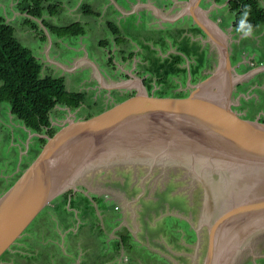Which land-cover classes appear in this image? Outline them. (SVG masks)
I'll return each mask as SVG.
<instances>
[{"label":"rangeland","instance_id":"1","mask_svg":"<svg viewBox=\"0 0 264 264\" xmlns=\"http://www.w3.org/2000/svg\"><path fill=\"white\" fill-rule=\"evenodd\" d=\"M18 1L0 0V17L13 27L14 37L40 63L41 75L60 76L66 91L85 93L78 108L60 106L49 113L53 133L68 120L85 119L119 99L115 98V94L126 88L109 90L102 83L109 84V74L113 72L117 73L114 76L117 81L136 78L142 85L145 84L146 91L158 89L153 96L173 97L196 83V78L202 77L196 75L199 65L195 63V57L202 62V57L210 54L211 70L216 64L212 44L203 46V42L183 41L187 32L185 27H180L182 23L197 29L192 20L189 24L186 17L172 24H153L144 15H152L151 10L145 7L120 20L117 12L112 15L114 10L110 0H48V3L57 5V13L47 16V23L56 27L71 23L83 26V36L57 38L47 33L39 20L29 19L36 30L22 25L26 18ZM115 1L121 5L125 3L124 0ZM128 1L134 6L158 5L150 0ZM256 1L262 8L264 0ZM162 3L167 10L173 6L170 0L160 1ZM81 6H88L90 13L81 12ZM199 8L208 10V19L222 32L228 29L230 66L235 76L244 77L235 84L238 86L231 93L232 110L246 120L261 122L264 120V69L254 71L264 67V24L254 28L252 37L241 39L231 26L232 15L223 5V0H201ZM176 11L178 8L173 9L171 14ZM106 22L118 28L125 47L123 54L138 58L140 55L136 49L141 50L143 46L150 48L144 68L138 70V64L128 59L127 54L122 56L126 61L121 59L114 46L120 42L111 39ZM192 33L196 35L195 31ZM201 35L205 39L200 32ZM99 41L101 44H98ZM204 43L208 42L204 40ZM184 47H187V52ZM156 48L162 51V57L158 50H152ZM173 58H178L177 62L172 63ZM77 62L74 72L66 69ZM122 81L114 83L121 84ZM137 83L138 80H135V83L128 84V90L134 92ZM32 134L9 115L7 103H0V185H11L25 168L20 167L29 164L37 155L42 145L36 138L47 136L44 132L35 134L37 137ZM210 168L188 157L160 156L149 159L113 158L77 169L65 190L44 206L0 255V264H49L50 259L36 258L32 252L36 245L40 249L48 247L51 242L47 241L48 237L55 240V235L42 236L44 229L36 232L40 218L51 219V230L60 226L57 223L70 218L71 226L78 230L76 237L84 234L87 238L76 241V254L70 258V264H203L210 234H215L214 220L222 222L223 215L226 217L229 211L217 203H214L215 208L212 206L211 191L216 182L219 181L218 185L224 182V175ZM3 192L0 191V195ZM56 206L61 208L60 218ZM79 206L81 208L74 211ZM80 217L85 219L83 225L77 223ZM63 236L61 232L59 239L55 240L60 255L66 248ZM34 240L35 246L32 243ZM232 244L229 252L220 261L217 260L218 263L212 264H264V226L243 232ZM61 262L69 264L64 258Z\"/></svg>","mask_w":264,"mask_h":264},{"label":"water","instance_id":"2","mask_svg":"<svg viewBox=\"0 0 264 264\" xmlns=\"http://www.w3.org/2000/svg\"><path fill=\"white\" fill-rule=\"evenodd\" d=\"M200 2L185 0L184 16L215 47L216 66L189 85L185 96H153L137 83L132 95L85 119L68 120L45 137L37 155L0 195V255L65 190L77 169L113 158L188 157L224 175L211 193L229 211L222 222L214 220L203 264L220 261L234 239L264 226L259 224L264 222V122L232 110L233 87L244 77L234 75L228 39Z\"/></svg>","mask_w":264,"mask_h":264},{"label":"trees","instance_id":"3","mask_svg":"<svg viewBox=\"0 0 264 264\" xmlns=\"http://www.w3.org/2000/svg\"><path fill=\"white\" fill-rule=\"evenodd\" d=\"M217 1L219 0H215ZM17 4L20 8L22 6L20 11L26 18L22 25L31 30L36 29L29 19L39 20L40 26L57 38L74 37L81 33L78 23L64 27L47 23L43 16H53L57 13V5L48 3V0H19ZM244 5L250 6L249 21L253 24V29L264 24V10L258 6L256 0H226L234 30ZM81 11L90 13L86 6H83ZM107 27L113 35H117L110 24H107ZM84 94L80 91H66L62 77L41 75L40 63L17 41L13 27L0 17V103L8 104L9 114L14 116L24 129L35 134L44 132L50 137L53 130L50 127L49 113L60 106L78 108L83 103ZM36 139L41 145L44 143V139Z\"/></svg>","mask_w":264,"mask_h":264},{"label":"crops","instance_id":"4","mask_svg":"<svg viewBox=\"0 0 264 264\" xmlns=\"http://www.w3.org/2000/svg\"><path fill=\"white\" fill-rule=\"evenodd\" d=\"M111 1V3H112V5H113V8H112V10H114V11H112V15H113V13L114 12H117L118 13V15H119V19L121 20L122 18H127V17H129L130 15H132L133 13H135V12H137L140 8H149L150 10H151V12H152V15H149V13H146V14H144V15H146L147 17H148V20H149V23H155V22H162V23H167V24H172L173 22H175V21H177V20H179V19H182V18H184V17H188V16H184L185 15V9H186V6H185V0H170L171 2H172V4H173V6H172V8L171 9H166V7H165V5H163V3L162 4H160V1H162V0H150V1H154V2H157L158 3V5H156V4H154L153 3V5H151L150 3H148L147 5H143V4H138V5H136V6H134V5H132V3L131 2H129L128 0H124V2L125 3H123L122 5L121 4H117L116 3V1L115 0H110ZM121 1V0H120ZM149 0H147V2H148ZM163 1H169V0H163ZM128 5L129 7H127V8H125L126 6ZM223 5H225V7H226V0H223ZM261 6V5H260ZM87 8H88V10L90 11V9H89V7L88 6H86ZM262 7V9L264 10V5H262L261 6ZM176 8H178V11H176L174 14H171V11L173 10V9H176ZM146 10V9H145ZM211 10V9H210ZM147 11V10H146ZM61 12V11H60ZM205 14V13H204ZM46 15L45 16H43V18H45L44 20H46ZM48 17H50V16H48ZM150 18L152 19V21L150 20ZM189 18V17H188ZM190 19V18H189ZM155 20H158V21H155ZM47 21H49V20H47ZM189 22V21H188ZM50 24V23H49ZM107 24H110V26H112L114 29H115V31L117 32V35H113L111 32H110V30L108 31L110 34H111V39L113 40H115V41H119L120 43H118L117 42V44H115L114 46H115V49L116 50H118L119 51V53L121 54V59L122 60H124L125 58L124 57H122L124 54L126 55L127 54V58L128 59H132L133 60V63L135 64H138V66L139 67H137L138 68V70H139V68H140V70L142 69V68H144L145 67V65L147 64V60H148V50L150 49V48H148L147 46H143L142 47V49L141 50H138V49H136V51H137V53H139V55L140 56H138V58H136L134 55H131V54H128V53H125L124 52V54H123V49L125 50V47H124V42L122 41L121 42V40L123 39V38H121L120 37V32H119V30H118V28H116V27H114L111 23H109V22H106V28L108 29V27H107ZM215 24V23H214ZM80 25V24H79ZM186 25H188L187 23L186 24H183L182 23V25L180 26V27H186L185 29H186V32H187V34L186 33H184L185 35H184V42L185 41H187L186 43H189V39H190V43H192V42H203L204 43V40L205 39H203L202 40V37L200 36V34L198 35V36H196V35H193V33H192V31H194V29H189L188 30V27L186 26ZM215 26L217 27V25L215 24ZM232 26V25H231ZM230 26V27H231ZM83 26H80V28H81V33L79 34L80 36H83L84 35V31H83V28H82ZM218 28V27H217ZM184 29V28H183ZM219 29V28H218ZM220 30V29H219ZM212 31V30H211ZM227 31H228V29L227 30H224V32H222L221 30L219 31V33L223 36V37H226L225 38V40L228 38L227 37ZM213 32V31H212ZM78 35V36H79ZM74 37H77V36H74ZM201 39V40H200ZM207 40V39H206ZM97 42V41H96ZM101 43V41H99L98 42V44H100ZM210 44V43H209ZM214 47V46H213ZM159 48H161L162 49V47H159ZM159 48H156V49H152V50H158L159 51ZM165 48V47H164ZM185 48V47H184ZM187 48V47H186ZM185 48V49H186ZM214 50H215V47L213 48ZM137 53H135V54H137ZM159 53H160V55H161V57H162V51H159ZM215 53H216V50H215ZM216 56H217V53H216ZM177 60H178V58H173V60L171 61L172 63H175V62H177ZM124 61H126V60H124ZM73 63H75V61L73 62ZM78 67V62H77V64L75 65H72V66H70V68H66L69 72H74L75 70H76V68ZM196 71H197V69H196ZM129 74V73H128ZM131 74V73H130ZM129 74V75H130ZM95 75L99 78L100 76H99V74H96L95 73ZM110 75V77L108 78L109 79V81H108V83L109 84H105L104 82H102L103 83V85L107 88V89H109V90H111V89H115V88H126L127 90L130 88V87H128V84H131V83H134V79L133 78H129V79H127V80H125V81H122V80H120V79H118V81H117V79L114 77V76H116L117 75V73H115V72H113L112 74H109ZM53 77V76H52ZM60 77V76H59ZM63 79V78H62ZM100 79V81H103L101 78H99ZM135 80H138V82L140 83V85H142V83L139 81V79H136L135 78ZM115 81H117V82H121L122 81V83L120 84V83H118V84H115L114 82ZM142 82H144V79H142ZM64 84V83H63ZM127 86V87H126ZM142 86H144V89H145V84L143 83V85ZM186 88V87H185ZM151 89V88H150ZM187 89V88H186ZM130 90V89H129ZM158 90V89H157ZM157 90H155V89H153V91H151V93L152 92H154V91H157ZM147 92V91H146ZM148 94H150V93H148ZM106 95V94H105ZM152 95V94H151ZM8 113H9V111H8ZM10 115V114H9ZM23 127V126H22ZM26 130V129H25ZM36 136L35 135V133H33L31 136ZM37 137V136H36ZM40 139H43V136H38ZM28 164H25V165H22L20 168H22V167H26ZM17 170H18V168H17ZM23 171V170H22ZM21 171V172H22ZM4 184H5V186H4ZM3 185H0V191H5L9 186H7L6 185V183H4ZM12 184V183H11ZM59 203H62V202H59ZM58 205V204H57ZM78 208H81V206H79V207H77V208H75L74 209V211H78ZM97 209V208H96ZM56 210H57V213H58V218H60V212H59V210H61V208H57V206H56ZM74 213H77V212H74ZM51 219L50 218H40L36 223H37V227H36V232L38 231V230H41V229H44L45 231L43 232V235L42 236H44V234H46L47 236L48 235H55L54 236V239L55 240H58L59 239V237H58V235L62 232L63 234H64V236H63V238L66 240V248H65V251H64V253L62 254V255H60L59 253H57L58 252V250H57V246H56V242H55V240L54 241H52V239H51V237H48V240L47 241H51L49 244H48V247L46 246L45 248L43 247V248H39L37 245L35 246L34 244H35V240L32 242L33 243V245L35 246L34 248H33V255H35V257L36 258H40V257H42V259H44V260H46V258H48V259H50L49 260V264H62V262L61 261H63V258L64 259H66L67 260V262H69V264H70V258H74V255L76 254V251H74L75 250V243H76V241H78V242H81V241H83V240H87V238L84 236V234H81L80 236H77L76 237V235L78 234L77 232H78V230H76V228H73V226H71L72 225V221H71V219L70 218H68L67 220H63V221H61V222H59V223H57V224H59L60 226H58V231H56L57 229L56 228H53L52 230H51V221H50ZM84 217H80V220L77 222V223H79V225H83L84 224ZM49 221V222H48ZM86 221H87V219H86ZM86 224H87V222H86ZM34 225V224H33ZM56 227V226H55ZM36 232H35V234H36ZM57 232V233H56ZM62 236V235H61ZM47 238V237H46ZM45 238V239H46ZM39 244V243H38ZM28 245H30V244H28ZM44 250H47L48 252H45ZM31 252V253H32ZM10 253H11V251H10ZM48 254V255H47ZM45 255H47V256H45ZM61 256H64L63 258H61ZM112 262V261H111Z\"/></svg>","mask_w":264,"mask_h":264},{"label":"flooded vegetation","instance_id":"5","mask_svg":"<svg viewBox=\"0 0 264 264\" xmlns=\"http://www.w3.org/2000/svg\"><path fill=\"white\" fill-rule=\"evenodd\" d=\"M208 15V14H207ZM186 18H188V17H186ZM189 19V18H188ZM191 23V19H189V24ZM194 25V24H193ZM187 27H188V30L189 29H191V27H190V25H186ZM195 26V25H194ZM185 27V26H184ZM196 27V26H195ZM186 28V27H185ZM197 28V27H196ZM193 29V28H192ZM194 31H195V34L196 35H199L200 34V30L197 28V29H194ZM202 33V32H201ZM201 37L203 38V36L201 35ZM204 39V38H203ZM201 40V39H200ZM205 40H206V37H205ZM206 42H208V40H206ZM199 43H202V42H199ZM226 43H227V45H228V40H226ZM209 44V42L206 44V43H202V45L203 46H207ZM181 49H183V48H181ZM185 50V52H187L188 50L187 49H184ZM203 59H202V62H200V61H198L197 60V57H195V63L196 64H198L199 65V68H198V70H197V72H198V74L196 73V75H198V76H201L202 75V77L200 78V79H198V78H196V82H198L199 80H201L202 78L204 79L210 72H211V56H210V54H208V55H206V56H203L202 57ZM202 63V64H201ZM216 64H217V60H216ZM216 64H215V66H216ZM206 72V73H205ZM202 79V80H203ZM117 82V81H116ZM195 82H193L192 84H194ZM237 86L238 85H234V87H233V89H234V91L236 90V88H237ZM187 89H185V91H182L183 92V94H181V93H179V94H177L176 93V95H174L175 97H181V96H184V95H186V93H187V91H186ZM145 91H146V89H145ZM147 93H150V94H152V95H154V93L152 92H148L147 91ZM133 94V91H129V90H123L122 92H120V93H116L115 95V98H119V99H116V102L118 101V100H122V99H124V98H126V97H128V96H130V95H132ZM123 96V97H122ZM125 96V97H124ZM122 98V99H121ZM113 103H115V102H113ZM113 103H111V104H113ZM110 104V105H111Z\"/></svg>","mask_w":264,"mask_h":264},{"label":"clouds","instance_id":"6","mask_svg":"<svg viewBox=\"0 0 264 264\" xmlns=\"http://www.w3.org/2000/svg\"><path fill=\"white\" fill-rule=\"evenodd\" d=\"M82 7L83 6H81V8ZM81 8H80V10H81ZM250 11H251L250 6L244 5L243 10L241 11V14H240V18L237 21V24L235 26V31L237 34L240 35L241 39H248V38L252 37L254 34L253 24L249 21ZM142 87L144 88V86H142ZM50 163L54 165L55 161H52Z\"/></svg>","mask_w":264,"mask_h":264},{"label":"bare ground","instance_id":"7","mask_svg":"<svg viewBox=\"0 0 264 264\" xmlns=\"http://www.w3.org/2000/svg\"><path fill=\"white\" fill-rule=\"evenodd\" d=\"M209 170H211V168L209 169ZM210 186V185H209ZM214 200H212V206L215 208V204L214 203H217V199L216 198H213ZM223 217H225L224 215H223ZM224 219V218H223ZM264 222H261V223H259V224H263ZM233 224V223H232ZM249 226V225H248ZM232 228H235V227H233V225H229V226H227V229H232ZM250 228V227H249ZM226 229V228H225Z\"/></svg>","mask_w":264,"mask_h":264}]
</instances>
